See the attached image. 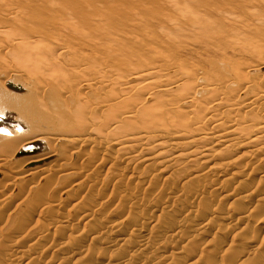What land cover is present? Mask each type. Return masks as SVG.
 Segmentation results:
<instances>
[{
	"label": "bare ground",
	"instance_id": "obj_1",
	"mask_svg": "<svg viewBox=\"0 0 264 264\" xmlns=\"http://www.w3.org/2000/svg\"><path fill=\"white\" fill-rule=\"evenodd\" d=\"M184 1H188L184 9H181L175 3L169 2V5L166 7V9H168L167 13L160 15V17L158 18L157 15L156 18H140L134 20L132 24L128 25L127 29L116 28L115 31L119 32L117 33L119 39L123 41L121 42L122 44L116 45L114 43H111L109 39H106L105 35L108 34V32L102 33L106 21L104 14L107 15L109 8H113L111 3H113L114 0H85L84 2L86 6L84 9H81L75 5L65 4L63 0H0V167H2L4 169L3 171L6 172L5 173L0 170V176L6 175L7 173L12 174V176L10 177V179H12L10 180V182L6 183L7 187H14L19 179L27 177L29 186L32 187H29L24 191L25 199H22V202L20 203L21 205H24L26 199H28L29 197L33 199L34 196L37 195L36 191L34 192L32 190L34 184H36L38 181H44L45 186L47 183L49 185H51V182L54 183L55 179L50 180V183L49 181H47V179H51L48 174H50V171L55 172L59 168H57L56 170L50 169V171H46L47 173L41 177L38 176V174L42 170L39 164H44V162L47 161L51 157V155H53L52 153L55 151L54 149L56 146H64V149L60 148V151L63 150L62 153L64 152V150L66 151V146H71L70 148L72 150V146H78L80 148V146L82 147L85 144L86 146L93 145L92 147L102 149L104 151L103 153H106L108 151V146H114L113 149L108 151V153L113 151V159L115 160V162L110 165V168H113V166L116 167L115 165L117 164V162H122L127 165L132 163L134 165V170L132 169L133 172H137L140 170L144 171V173L146 174H149L150 171L148 168L152 166L155 169L154 171L158 172V174L164 175L170 173L171 176L174 173L181 174V172L183 171L185 173V171H188L194 166H202L207 171L213 170V162L216 161L217 158V160H221L223 164H225V166L231 167V169L227 168V170L223 171L222 169H220L222 172H218L215 178L213 177V181H218L219 183V181L225 180L226 184H230V182L227 183V179H232L235 174H238L239 177H241L240 174H242L243 171H246L245 169H249V167L255 165L253 162L257 160L258 157H260V153L263 154L261 151L262 149L260 150L259 147L261 148V146L263 147L264 145V19L258 18L255 21L248 20L238 22L234 20V17L239 15L241 12V7L239 6L224 5L222 7H216L212 6V3L206 0H202V2L196 0ZM141 6L143 5L141 4ZM260 7L264 8V1L260 2ZM263 10L264 9H261V11ZM262 15L264 16V14ZM57 22L63 27L66 26L68 30H70V33L73 36V40L75 39V42H77V46H81L83 49H85L84 47H86V49L90 50L91 55L83 52V49H80L82 51L73 49L74 44L72 45L71 43H67L65 40L61 39L59 35L61 36L62 34H58L55 29ZM154 26L157 27L154 28ZM113 28L114 27H112L110 30H112ZM70 39L72 38L70 37ZM127 42H131V44L133 45L138 44L140 47H147L149 52L145 54L141 53L140 51H130L128 48H126L125 45V43ZM159 42L160 44L163 43V45L166 44L170 46H176L175 44L191 43L192 46L209 49L216 52L217 54L222 55L219 62H222L226 58L225 54L229 49H237L244 54H249L252 59L251 66L242 67L239 64H234L229 59L224 63L225 71H228L231 76L230 79H225L224 81H226V85L228 87L230 85L235 86L233 90H229V92L231 93L230 94L226 91V86H222L224 81H211L205 80L207 79L205 78L204 80H202L203 82L201 84L199 80L197 81V78L194 77V75L196 74H192L191 67L189 68L183 63L176 62L168 52H161V50H157L155 45L159 44ZM184 48L188 51H191V48L189 46H184ZM103 53H107L106 58L102 57ZM156 59H158V62H161L159 65L148 63L151 61L155 62ZM258 71L263 75L261 76L260 74H257L256 72ZM171 75L178 76L179 79L175 81H169L168 76L171 77ZM163 78L167 79H165L166 82H163ZM12 79H17L18 82H21L24 86L29 87L28 90L25 89L27 91V95L22 96L21 100L17 98V95H14L13 97L11 95V93H13V90H15L14 88L13 90H11L13 86L11 85L10 80ZM133 81H135L137 84L133 85ZM202 90L210 92L211 94H207L211 95V98L208 97L209 100L207 101L205 98V101L197 102V100L194 99L193 95H195L197 91ZM174 91H176V93ZM231 91H233L234 93ZM172 93L178 94V96H176V99L171 96ZM232 93H237L235 95L237 97H240L239 95H248L247 98L243 99V102L242 100L240 101L242 102L240 104L243 105L242 107H245L247 109L246 112H250L251 110L253 112L251 115L253 117L251 121V116L250 118L247 117L250 122H247L246 125L243 124L245 127L243 126L242 129H244L239 130V132H235L232 124H230L231 121H227V123L222 122L218 118V113H214L215 109H217L216 107L224 103L225 106H228L226 112L229 116L231 115V118L233 117L232 119H237V117H240L241 121L243 120L245 111L243 112L241 111V109H239V107H237L240 104L237 105L232 103V99L234 96ZM200 100H203V97L202 99L200 98ZM182 104H186L188 108L190 107L193 113L196 112V115L194 113V117H196L195 119L189 118V113L186 114L187 108L184 109V113H176V111L180 109L179 106ZM3 118L5 119V121H9L10 119V121L12 120L11 122H13L14 120V122L17 123L16 127L13 128V126L8 127L5 126L6 124L3 125ZM210 123H216L220 132H224L226 134H223V136H207L208 132L205 131V128ZM240 124L242 125V123ZM236 129L238 130V128ZM41 143L46 147V152L44 154H37L28 157L20 156L21 150H27L28 148L34 146H41ZM73 152L74 150L71 153ZM108 153H106V155ZM217 155L219 156L217 157ZM86 156H88V154ZM240 162L242 163L241 166H239L241 164ZM19 164H23L27 167L34 166V170L30 169L31 171L30 173L28 172L29 174H16L17 171L15 169ZM219 168H221V166ZM81 169L84 170L85 168L82 167ZM250 169L252 170V168ZM124 171L127 170L125 169L123 170V172ZM198 173L197 171L196 173H194L193 171L189 172V178L194 176L193 179H200V176H196ZM13 174H15V176H13ZM36 175L38 176V178L36 177ZM170 175L168 176V179L169 177L171 178ZM207 175L206 180L208 179ZM7 177L8 175H6L5 178ZM57 178L58 177L56 176V180ZM202 178H204L202 179L204 181L205 177H203V175ZM36 179H38V181H36ZM110 179H108V181ZM28 182H26V184ZM201 182L202 181H200L199 183ZM48 184L47 186H49ZM184 184L185 183H183V185ZM79 186L81 185L79 184ZM213 187L216 188V186ZM37 191L38 193L40 192L39 190ZM41 193L43 194L45 192L41 191ZM180 193L179 195H181ZM250 193H252V191ZM227 194L228 193L226 192V195ZM244 194L246 195V192ZM45 195L43 194L44 198H46ZM179 195L174 196L178 198L180 197ZM229 195L231 194L229 193ZM242 196L244 197V195ZM4 197L2 198V204H6L7 201L12 199L7 195ZM40 197L41 201L46 200H42V196ZM40 197H38V199ZM147 197L146 199L148 201L149 199ZM205 197L206 196H204V198ZM223 197L222 200L224 199L223 201H225L228 196L224 198ZM35 199L30 201L32 202V205L34 202H36ZM179 199L177 201H179ZM39 200H37V202H39ZM201 200H199V202ZM40 203L43 205L44 202ZM134 203L135 202L133 201V204ZM141 203L144 204L143 199ZM35 204L34 206L38 207L39 203L36 204L37 206ZM59 204L61 203H56L53 205V207H59L57 206ZM47 206H49V204ZM166 206L169 207V205ZM190 206H188L187 208L192 207ZM26 207L27 206H25L24 208L27 211L28 208L26 209ZM29 210V214L26 212L24 213L28 218L34 214V211H36L33 208ZM161 210L159 209L158 211ZM187 210L188 209H186L185 211ZM245 211L246 209L238 210L236 212L237 219H231V217L227 219L226 217L227 224L223 226L224 229L222 231L225 230L223 234L225 233V235L229 236L228 234L230 229L233 228V226L237 227L238 224H242V226H245L244 223L247 221H242L244 223H241L238 220H241V218H238V215L239 217L241 216L242 218H245V216L248 214L247 212L245 213ZM153 212L151 213L150 211L151 217L149 218L156 219L155 213ZM87 216L89 217L88 214ZM87 216L85 214L82 216L80 215L81 218L78 219H80L81 222L86 223V221H82L81 219L86 220ZM144 217L146 216L144 215ZM175 217H177V215ZM215 217L216 216L210 218L209 216L210 219H206V222L215 219ZM65 218L70 219L68 216ZM172 219L174 218H171V220ZM181 220L176 218L172 220V222L165 223L163 229H165L167 233L171 232L172 235L168 234L169 236H167L166 234H164L166 236H164L162 239H165L167 241V238L174 236L176 232L180 231L181 233L182 228L184 226L186 227V225L180 222ZM54 221L55 219H53V222ZM87 221L89 223V219ZM58 222L60 221H57V223ZM109 223L110 222L108 221V224ZM231 223H233L234 225L232 224L233 226H231ZM51 224L54 225V223ZM51 224H49V228L52 227ZM98 224H94V226H92L89 231L87 230L88 232L86 233L87 237L103 235L100 239V244L105 242V240L108 238L106 237L107 234L116 233L118 234V237L122 232V222L114 221V223L111 222L108 226L105 225V223L103 224L105 226L101 225L102 222L101 224ZM202 224H205V222ZM152 225L151 227H153ZM205 225L203 228L199 227V229H201L202 231L205 230ZM198 226L203 225L199 224ZM44 227L45 232L48 233V227L45 225ZM75 227L77 226H73L74 230L76 229ZM175 229L176 231L172 232V230ZM129 231H127V233ZM129 233L131 235V233L133 234V231ZM116 234L113 235L115 238ZM195 237L194 239H192L194 242L192 240L189 241H192V245L195 243L203 244V241L201 239H195ZM157 238H159V235ZM224 238L218 240L217 249L219 247L221 248L222 246L224 247ZM67 239L73 241V239L70 237ZM126 239L128 238L126 237ZM172 239L173 238L171 237V240ZM68 240L66 242H68ZM152 240L148 241L151 242V245H155L154 242L152 243ZM168 240L170 244V239ZM112 241L113 243L115 242L114 240H111L110 242ZM161 242L157 240L156 243L155 241L158 247ZM6 243H4V245ZM120 243L121 241L118 244ZM146 243L147 241L140 242V248H136L135 250L137 255L140 256V254H138V252L140 251L139 249H145ZM208 243H210V241ZM149 244L150 243H148V245ZM165 244H167V242H165ZM213 244L214 243H212V245ZM250 244L251 242L248 245L246 244L245 246L240 248L238 254L236 253L237 256H235V254L232 257L235 256L234 258L237 260V258L247 257L252 254L255 255L258 252L259 254L264 253V247L260 246V244L258 247L255 246L257 247L256 249L254 245ZM127 245L129 246V244ZM197 245L198 244H196V246ZM160 246L163 248L162 245ZM165 246L163 250L165 249ZM206 246L207 245H205V247ZM35 247L37 248L38 245ZM178 248L180 252V249L182 247ZM182 249L181 252L183 251ZM192 249L195 250L196 248ZM82 250L79 249V252ZM178 250H176L177 254H179ZM165 251L166 250H164V252ZM184 251L186 252V249ZM141 252L142 251H140L139 253ZM186 254L187 252L184 255L186 256V260L184 259V262L186 264H196L199 262L198 259H200V253L198 255L196 252L194 253V251H190L189 254ZM175 256V252H171L168 253L165 257L168 260H176L174 259ZM184 256L182 255L181 258L183 259ZM20 257L23 258L25 256L23 255V257ZM21 258L16 260H9L8 262L5 261L6 263L3 264H22ZM117 259H120L119 256ZM133 259L136 258L134 257ZM217 259L211 256L204 259V261L202 259V261L200 262H203V264L230 263L225 262L224 259ZM243 259L246 260L245 258H242V260ZM102 260L96 261L94 259V262H102ZM161 260L165 259L161 258L160 262ZM108 261L106 260L107 264ZM117 261L115 262V264L117 263ZM138 262L139 264L144 263L142 261ZM138 262L136 261V263ZM234 262L232 260V264ZM168 263H172V261H168ZM109 264L113 263L109 262Z\"/></svg>",
	"mask_w": 264,
	"mask_h": 264
},
{
	"label": "rangeland",
	"instance_id": "obj_2",
	"mask_svg": "<svg viewBox=\"0 0 264 264\" xmlns=\"http://www.w3.org/2000/svg\"><path fill=\"white\" fill-rule=\"evenodd\" d=\"M63 1L65 4L75 5L81 9H84L86 6L85 2H84L85 0H63ZM196 1L202 2V0H196ZM206 1L212 3V6H216V7H222L224 5H233V6L241 7L240 14L237 15L236 17H234V20H236L238 22H243V21H248V20H250V21L254 20L255 21L258 18L264 19V16L262 15V14H264V10L261 11V9H264V8L260 7V2H262L264 0H260V1L259 0H206ZM169 2L175 3L178 5V7H180L181 9L182 8L184 9V7H186V4L188 1H184V0H114V2L111 3L113 8H109L107 15L104 14L106 21H105V26L103 27L104 30H102V33L108 32V34H106L105 36H106V39H109L111 43H114L116 45L122 44L121 42H123V41L119 39V37L117 35V33H119V32L115 31L116 28L117 29L118 28L127 29L128 25L132 24L134 22V20H137L140 18H148V19H150L152 17L156 18V15L158 18V17H160V15L167 13L168 9H166V7L169 5ZM141 4L143 6H141ZM55 27H56L55 28L56 32H58V34H62L61 36L59 35V37L61 39L65 40L67 43H71L72 45L74 44L73 49H77L78 51H82L80 49H83V48L81 46H79V47L77 46V42H75V39L73 40V36L71 35L70 30H68V28L66 26L63 27V26H61V24H59L57 22ZM112 27H114V28L112 30H110ZM156 27L157 26H154V28H156ZM69 36L72 39H70ZM256 41H258V40H256ZM125 45H126V48H128L130 51L131 50L132 51H140L141 53H145V54H147V52H149L147 47H143V46L140 47L138 44L133 45V44H131V42H127V43H125ZM175 45L176 46H170V45H166V44L163 45V43L160 44V42H159V44H157L155 46H156V49L161 50V52H168L176 62L183 63V64L187 65V67H189V68L191 67L192 74H196V75H194V77H196L197 81L199 80V82L201 84L203 82L202 80H204L205 78H207L205 80H211V81H217V80L224 81L225 79L226 80L230 79L231 78L230 74L228 73V71H225V68H224V63L228 59L231 60L234 64H239L242 67H244V66L250 67L251 66V60L252 59L249 56V54H246V53L244 54V53L238 51L237 49H229L227 51V53L225 54L226 58L222 62H219L220 57L222 55L217 54L216 52H214L212 50L200 48L198 46H192L191 43H187V44L183 43V44H175ZM184 46H189L191 48V51L186 50L184 48ZM84 48L85 49H83V52L91 55L90 50L86 49V47H84ZM146 50H148V51H146ZM102 57L106 58L107 53H103ZM148 63H153L154 65H159L161 62H158V59H156L155 62L151 61ZM189 64H190V66H189ZM256 73L260 74L261 76L263 75L259 71ZM168 77H169L168 78L169 81H175V80L179 79L178 76H173V75H171V77L170 76H168ZM165 79L163 80V82H166ZM10 83L13 86L11 90H13V88L16 90V91L13 90V93H11L12 97L14 95H17V98H19L21 100L22 96L27 95L26 90H28L29 87L24 86L21 82H18L17 79L16 80L15 79L10 80ZM132 84L136 85L137 83L135 81H133ZM226 84H227L226 81H224L222 86L223 87L226 86L227 92H229L230 89L233 90L235 88L234 85H230L231 87L230 86L228 87ZM22 89H24V90H22ZM221 90H225V89H221ZM24 92H25V94H24ZM174 92L176 93V91H174ZM231 92H233V91H231ZM207 93L211 94L210 92H208L206 90L197 91V93L195 95H193V97H194V99L197 100V102H200V101L203 102V101H205V98L207 101V100H209V98H211V95H208ZM236 94L237 93L233 94L234 95L233 99H232L233 104L238 105L244 101L243 99L248 97V95H244V96L239 95L240 97H237V96H235ZM11 95H10V97H11ZM171 96L174 99H176L177 98L176 96H178V94L172 93ZM202 97H203V100H200V98L202 99ZM234 98H236V99H234ZM241 100H242V102H240ZM180 106H179L180 109L177 110L176 113H179V112L184 113V111H185L184 109L187 108L186 114L189 113L188 114L189 118H192V119L196 118V117H194V113L196 115V112L193 113L190 107L188 108V106L186 104H182ZM185 106H187V107H185ZM224 106H225L224 103H222V105L217 106L216 107L217 109H215L214 113H218V118L222 122L227 123V121L228 122L231 121L230 124H232L233 128L235 129V132H239V130H243L244 129V128L242 129V127L244 126L243 124L246 125V123L247 122L249 123L251 121V119L253 118L251 116L253 113L252 110L250 112H246L247 109L245 107H242L243 105L240 104L237 107H239V109H241V111H243V112L245 111V115L243 116V120L241 121L240 117H237V119H235V118L232 119L233 117L231 118V115L229 116L228 113L226 112V109L228 108V106H225V107ZM217 110H219V111H217ZM250 116H251V118H250ZM247 117L250 118V121H249V119H247ZM9 121H10V119H9ZM9 121H7V120L5 121V119H4L3 125L6 124L5 126H8V127L9 126H13V128L16 127L17 123L14 122V120H13V122H11L12 120L10 122ZM13 123H15V124H13ZM240 123H242V125ZM236 128H238V130ZM205 131L208 132L207 136H209V137L210 136L213 137V135L214 136H223V134H226L224 132H220L216 123H210L209 125H207L205 128ZM251 134H254V133H251ZM92 146L93 145H90V146L87 145L86 146V144H85L82 147L80 146L81 149L78 146H76L77 148L75 146H72L74 148V149L72 148V150L70 148L71 146H69V147L66 146L65 147L66 151L64 150L63 153H62L63 150L60 151L61 150L60 148L64 149V146L63 145L61 147L56 146L54 149L55 151L52 153L53 155H51V157L47 161H45L44 164L43 163L39 164L40 168L42 170L38 174V176L41 177L47 173L46 171H50V169L56 170L57 168H59L56 170L57 172L56 171L55 172L50 171L49 173L51 175L48 174V176H50L51 179H47V181H49V183H50L51 182L50 180H54V179L56 180V176H57L58 177L57 180L56 181L54 180V183H56V184L51 182L50 184L51 185L53 184L51 186L47 183L50 186V188H49V186H47V184H46V186L44 185V181H38V179H36V181H38V182L36 184H34L32 191H34V192L36 191L38 196L34 194L35 196L33 199L36 198L35 199L36 202H37V200H39V199L40 200L37 203L34 202L33 205H32V202H30L31 200H33V199H31V197L26 199L24 205L20 204L22 202V199L23 200L25 199L24 198L25 197L24 191L27 190L29 187H32V186H29V182H28L27 177H23V179L22 178L19 179V181L16 182V185H15L16 187L15 186L14 187H11V186L7 187L6 183L10 182V180L12 179V178L10 179L12 174L7 173L6 174V175H8L7 178H5L6 175L0 176V200H1L0 201V264L6 263L9 260L20 259L21 258L20 256L23 257V255L25 257L21 258L22 264H31V263L32 264H96V263L107 264L106 260L108 261V259H109L108 264H109V262L110 263L112 262L113 264H115V262L117 260L118 261L120 260V261H119V263L117 261L116 264H132V263L134 264V263H136V261L137 262L142 261L146 264H155V263L156 264H159V263L164 264V262H165V264L166 263L167 264H181V263L186 264L184 262L186 260V256H184V255L186 252H187V254H189L190 251L191 252L194 251V253L196 252L198 255L200 253V255H199L200 259H198L199 262L196 264H203V262H200V261H202V259L204 261V259H206L207 257H211V256L213 258H216V259L218 258L217 260H223L224 259L225 262H230L232 264V260L234 262V259H235L234 257L237 256L238 252L240 251V248H242L246 244L248 245L251 242L250 245H254V247L255 246L258 247L259 244H260V246L264 247V145H263V147L260 145L261 148L259 147L260 150L262 149L261 151L263 154L260 153V157L257 158L258 161L255 160L253 162L255 165L249 167V169L252 168V170L251 169L249 170L248 168L245 169L246 171H243V173L240 174L241 177H239L238 174L237 175L235 174V176L232 178L233 180L230 179L232 182L229 179H227V183L230 182V184H226L225 180L219 181V183H218V181L217 182L213 181L216 174L221 171L220 169H222V171L227 170V168L231 169V167L225 166V164H223V162L221 160H217V158H216V161L213 162L214 163V169L213 170L207 171L202 166L201 167L200 166H194L195 168L192 167L188 171H185V173H184V171L181 172V174L180 173H177V174L172 173L173 174L172 175L173 177H172L170 175V173L164 174V175L158 174V172L154 171L155 169L152 166L148 168L150 171L149 174L148 173L146 174V173H144V171H140L139 169H138L139 171L133 172V170H134L133 166L134 165L132 163L127 165V164H124L122 162H117V164L115 163L116 167L113 166V168H110V165L112 163H114L115 160L113 159V157H114L113 156L114 154L112 153L113 151L110 153H108V151L113 149L114 146H108V151L106 152V153H108L107 155H106V153H103L104 151L102 149L97 148V147H92ZM73 150H74V152L71 153ZM45 152H46V147H45V145H43L41 143V146H34V147L28 148L27 150H21L20 156H27L28 157V156H33V155H37V154H44ZM87 152H89V153H87ZM244 152H247V151H244ZM87 154H88V156H86ZM103 154H104V156H103ZM219 155H217V157ZM88 157H89V159H88ZM61 162H63V163H61ZM64 162H65V164H64ZM16 164H18V163H16ZM20 165H23V164H19L18 167L15 169L17 171L16 174H23V173L27 174L28 172L30 173V171H31L30 169L34 168V166H28L27 167L24 165L23 166H20ZM219 165L221 166V168H219L220 167ZM241 165H242V163L239 166H241ZM82 167L85 169L84 170L81 169ZM124 168L127 171L123 172V170H125ZM152 168H153V170H152ZM0 170L3 171L4 169L2 167H0ZM203 170H205V171H203ZM192 171L194 173H196V171H197V173L200 172L196 176H200L201 180L200 179H198V180L193 179L194 176L189 178V172H192ZM254 171H256V172H254ZM3 172H5V171H3ZM19 172H21V173H19ZM80 172H81V174H80ZM131 172H133V173H131ZM141 172H143V173H141ZM107 173H108V175H107ZM130 173H131V175H130ZM110 174H111V176H110ZM154 174H155V176H154ZM120 175H121V179H120ZM169 175L171 176V178L169 177V179H168ZM174 175L176 178L174 177ZM202 175H203V177H205V180H204L205 182L202 180V179H204V178H202ZM206 175L208 178L207 180H206ZM262 175H263V177H262ZM13 176H15V174H13ZM38 176L36 175L37 178H38ZM48 176H47V178H48ZM109 176L111 177V179ZM82 177L83 178L85 177L86 179L84 178V180H83ZM87 177H88V179H87ZM108 179H110V180L108 181ZM137 179H138V181H137ZM199 180L202 181L203 183L202 182L199 183L200 182ZM236 180L238 182L240 180L239 184ZM189 181H191V182H189ZM207 181H208L209 185L207 184ZM211 181L213 183L214 182H216V183L213 184ZM26 182H28V183L26 184ZM86 182H88V183H86ZM45 183H46V181H45ZM183 183H185V184L183 185ZM189 183L190 184L192 183V184L190 185ZM231 183H232V185H231ZM79 184L81 186H79ZM236 184H237V186H236ZM210 185H212V186H210ZM222 185H224V186H222ZM43 186H45V187H43ZM213 186H216V188L217 187H221V188L216 189ZM45 189H47V190H45ZM37 190H39L40 192L38 193ZM41 191L45 192L43 194L44 195L46 194L45 195L46 198H44ZM251 191H252V193H250ZM226 192L228 193L227 195H226ZM241 192L242 193L246 192V195L244 193L242 194ZM123 193L126 194L127 197ZM179 193L182 196L179 195ZM229 193L231 195H229ZM40 194H42V195H40ZM114 194H115V196H114ZM121 194H122V198H121ZM224 194H225V196H224ZM6 195L10 196V198H12V199L7 201L6 204H2V201H3L2 198ZM39 195L42 196V198H43L42 200H44V199H46V200L41 201V197ZM174 195H177V196L179 195L180 197L177 198ZM242 195H244V197ZM204 196H206V197L204 198ZM223 196L224 197L228 196L225 201H223L224 199L222 200ZM38 197H40V198L38 199ZM146 197L149 199L148 200L149 202L147 201ZM202 198H204V199H202ZM243 198H246V199H243ZM142 199H143L144 204L141 203ZM178 199H179V201H177ZM199 200H201L202 202L201 201L199 202ZM203 200H207V201H203ZM133 201L135 202L134 204H133ZM139 201H140V203H139ZM40 202H44L43 205ZM130 202H132V203H130ZM35 203L36 204L39 203V205H38L39 208L34 206ZM50 203H53V204H50ZM56 203L57 204L61 203V204L57 205L59 207H53V205ZM185 203H187V204H185ZM202 203H204V204H202ZM46 204L47 205L49 204V206H47ZM132 205H134V206H132ZM161 205H163V206H161ZM166 205H169V207ZM25 206H27L26 209L28 208L27 211L24 208ZM43 206H45V207H43ZM164 206H166V207H164ZM188 206H190L191 208H187ZM31 208H33L36 211L33 210L34 214L28 218L27 215L24 213L26 212L29 214L28 211H30L29 209H31ZM166 208L167 209L169 208L168 211ZM254 208H256V209H254ZM159 209L160 210L162 209V210L158 211ZM186 209H188L189 211L188 210H187L188 212L185 211ZM237 209L238 210L246 209L245 213L246 212L248 213L246 216H248L249 218L246 217L245 215H243V216H245V218H242L241 216L239 217V215H238V218H241V220L238 219L241 223H244L245 221H247L244 223L245 226H242V224L241 225L238 224L237 227L236 226L234 227L233 226L234 224L231 223V226H233V228H231V226H230V228L232 230L230 229L229 234H228L229 236H227V235H225V233L223 234V232H225V230L222 231L224 229L223 226L225 224H227V219H229L230 217H231V219H237V217H236L237 216L236 212L238 211ZM152 210L153 211L155 210V211L153 212ZM150 211H151V213L152 212L155 213L156 219L155 218H153V219L149 218V217H151ZM67 213H69V214H67ZM188 213H190V214H188ZM23 214L26 216H24ZM84 214L86 216H87V214L89 215V217L87 216L86 220L81 219L82 221H86V223L81 222L80 219H78V218H81L80 215L82 216ZM157 214H158V216H157ZM69 215H71V216H69ZM144 215L147 218L144 217ZM176 215H177V217H175ZM240 215H242V214H240ZM67 216L70 219L65 218ZM209 216H210V218H213V216H216V217H215V219L211 220L212 222L211 221L206 222V219H210ZM71 217H73V218H71ZM159 217H160V219H159ZM226 217H227V219H226ZM171 218H174V219L178 218L179 220L182 219L184 222L182 220L180 222H182V224L186 225V227L184 226L182 228V230L184 232L182 230H181V233H180V231L176 232V234L174 236H171L173 238L172 240H171V237H169V238H167V241H166L165 239H162V238L166 235L169 236L171 234V232L167 233L166 230L163 228H164L165 223L172 222V220H174V219L171 220ZM53 219H55L54 222H53ZM88 219H89V223L87 221ZM149 219H151V220H149ZM73 220H74V223H73ZM57 221H60V222L57 223ZM108 221L110 223L111 222L114 223V221L115 222H122L123 226L121 229L122 232L120 231L121 235L119 234L120 237L119 236L117 237L118 234H116V233L107 234L106 237H108V238L105 240V242H103L101 244H100V239L102 238L103 235L102 236L96 235L94 237H87L86 232H88L89 229L92 226H94V224L95 225L98 223L101 224V222H102L101 225H103L105 223V225L108 226L110 224V223L108 224ZM203 221L205 222V224H208V225L202 224V223H204ZM242 221H244V222H242ZM50 222L54 223V225H52ZM94 222H96V223H94ZM209 223H210V225H209ZM49 224H51L52 227L49 228L48 227ZM199 224H201L203 226H198ZM44 225L48 227V233L45 232ZM105 225H103V226H105ZM151 225L153 227H151ZM187 225H188V227H187ZM204 225H205L206 232H205V230L202 231L201 229H199V227L203 228ZM73 226H77V227H75L76 228L75 230L73 229ZM239 228H241V229H239ZM66 229H67V231H66ZM132 229H134V230H132ZM54 230H56V231H54ZM127 231H129V232L133 231V234L131 233V235H130V233L129 232L127 233ZM174 231H176V229L172 230V232H174ZM201 231H202V233H201ZM49 233H50V235H49ZM115 234H116V238L113 236ZM164 234H166V235H164ZM62 235H63V237L64 236L65 237L63 238ZM133 235H136V236H133ZM158 235H159V238H157ZM223 236L226 238H224ZM44 237H45V239H44ZM69 237L72 238L73 241L70 239L68 240L67 238H69ZM126 237L128 239H126ZM194 237H195V239L196 238L201 239L203 241V244L195 243L192 245L191 242L193 241L192 239H194ZM65 238L68 240V242H66L67 240ZM85 238L87 239V241ZM94 238H96V239H94ZM222 238L225 239V245H224V247L222 246L221 248L218 246L220 248V249L218 248L219 249L218 250L217 249V245H218L217 242H218V240H220ZM147 239L149 241L153 239L152 243L154 242L155 245H153V244L151 245V242H149ZM168 239H170V244H169ZM111 240H114L115 242L114 243H113V241L110 242ZM127 240H129V241H127ZM157 240L159 242L162 241L160 245H162L163 248L165 245H167V246H165V249H164V250H166L165 252L160 245H159V247H158V245H156ZM190 240H192V241L189 242ZM120 241H121V243L118 244ZM142 241H145V242L147 241V243L145 244V249L144 248L142 250L139 249L140 251H142L141 253H139L140 251L139 252L137 251L138 254H140V256H139V255H137L135 250H136V248H140L139 246L142 244V243L140 244V242H142ZM155 241H156V243H155ZM209 241L211 244L208 243ZM37 242H38V244H37ZM108 242H110V243H108ZM165 242H167V244H165ZM4 243H6V244L4 245ZM69 243H70V245H69ZM148 243H150L149 245L151 247L148 245ZM189 243H190V245H189ZM212 243H214V244L212 245ZM124 244L125 245L129 244V246L127 245L128 246L127 247ZM196 244H198V245L196 246ZM37 245H38V247L36 248L35 246H37ZM66 245H68V246H66ZM205 245H207L208 247L207 246L205 247ZM190 246H192V247H190ZM202 246H204V247H202ZM228 246L229 247L231 246V247L229 248ZM81 247H82V249L83 248L84 249L82 250ZM178 247H182L183 249L182 248L181 249L183 251L186 249V252L184 251L185 252L184 253L182 251L184 253L183 254L181 252V249L179 252ZM186 247H188V248H186ZM257 247H255V249ZM34 248H36L37 250ZM189 248H191V249L196 248V249L191 250ZM79 249L82 251L79 252ZM161 249L164 253L161 251ZM175 249L178 250L179 254L176 253ZM230 249H231V251H230ZM155 250H157V251H155ZM75 251L79 252L80 254L75 252ZM42 252H44V253H42ZM81 252H83V253H81ZM171 252H173V253L175 252L176 256H178V257H176V256L174 257V259H176V260H168L165 257L168 253H171ZM141 254H143V255H141ZM256 254L255 255L252 254V255L247 256V257H242V258H245L246 260H244V259L242 260V258H237L238 261L235 259V262L233 264H264V253L259 254V252H258ZM182 255L184 256L183 259L181 258ZM233 255H235V256L232 257ZM17 256L20 258H18ZM118 256L120 259H117ZM163 256H164V258H163ZM112 257L116 258L117 260L113 259ZM132 257L133 258L135 257L136 259H133ZM147 257L150 261L147 259ZM60 258H62V259H60ZM161 258L165 259V260H161V262L163 261L162 263L160 262ZM94 259L96 261H98V260L101 261L103 259L105 262L103 260H102V262H96V261L94 262ZM124 259H126L127 261ZM229 259H232V260H229ZM113 260H114V262H113ZM143 260H145V261H143ZM156 260L157 261L159 260L158 261L159 263ZM167 260L169 262L172 261V263H168ZM30 261H32V262H30ZM151 261H153V262H151ZM178 261H179V263H178ZM136 264H139V262Z\"/></svg>",
	"mask_w": 264,
	"mask_h": 264
}]
</instances>
